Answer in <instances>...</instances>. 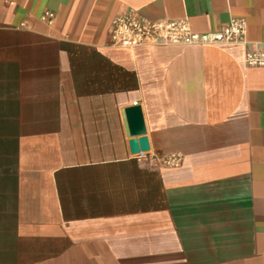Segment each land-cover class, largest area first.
<instances>
[{
  "label": "crops",
  "instance_id": "obj_1",
  "mask_svg": "<svg viewBox=\"0 0 264 264\" xmlns=\"http://www.w3.org/2000/svg\"><path fill=\"white\" fill-rule=\"evenodd\" d=\"M128 12L249 44L111 47ZM257 44L264 0H0V264H264Z\"/></svg>",
  "mask_w": 264,
  "mask_h": 264
},
{
  "label": "built area",
  "instance_id": "obj_2",
  "mask_svg": "<svg viewBox=\"0 0 264 264\" xmlns=\"http://www.w3.org/2000/svg\"><path fill=\"white\" fill-rule=\"evenodd\" d=\"M44 19L52 23L53 13H46ZM110 46L134 50L144 46H174L194 44H242L248 45L247 25L244 21H232L216 34H196L186 20L152 21L138 14L128 12L116 19L109 34ZM245 62L250 68L264 69V44H257L245 54ZM143 154V153H140ZM180 159H163L172 165Z\"/></svg>",
  "mask_w": 264,
  "mask_h": 264
},
{
  "label": "water",
  "instance_id": "obj_3",
  "mask_svg": "<svg viewBox=\"0 0 264 264\" xmlns=\"http://www.w3.org/2000/svg\"><path fill=\"white\" fill-rule=\"evenodd\" d=\"M128 135L131 138L129 145L133 154L150 151L149 140L146 136V127L142 108L133 106L124 111Z\"/></svg>",
  "mask_w": 264,
  "mask_h": 264
}]
</instances>
